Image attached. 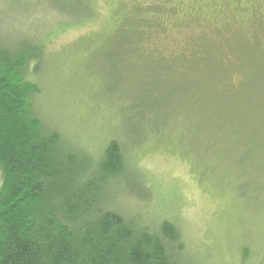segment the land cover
<instances>
[{
    "label": "rangeland",
    "instance_id": "1",
    "mask_svg": "<svg viewBox=\"0 0 264 264\" xmlns=\"http://www.w3.org/2000/svg\"><path fill=\"white\" fill-rule=\"evenodd\" d=\"M89 1L80 20L0 0L2 29L45 45L40 118L93 159L122 144L108 208L172 221L196 264H264V0ZM208 93L237 115L210 121Z\"/></svg>",
    "mask_w": 264,
    "mask_h": 264
},
{
    "label": "trees",
    "instance_id": "2",
    "mask_svg": "<svg viewBox=\"0 0 264 264\" xmlns=\"http://www.w3.org/2000/svg\"><path fill=\"white\" fill-rule=\"evenodd\" d=\"M33 1L3 3L33 8ZM50 4L80 20L94 14L89 0ZM10 33L0 25V264H196L172 221L151 228L106 206L117 180L130 171L122 144L109 140L93 159L46 124L35 110L40 89L31 78L45 64V45ZM116 54L118 48L108 51L110 62ZM214 98L206 95V115L221 126L237 112Z\"/></svg>",
    "mask_w": 264,
    "mask_h": 264
},
{
    "label": "flooded vegetation",
    "instance_id": "3",
    "mask_svg": "<svg viewBox=\"0 0 264 264\" xmlns=\"http://www.w3.org/2000/svg\"><path fill=\"white\" fill-rule=\"evenodd\" d=\"M192 14H195V13H193V12H191ZM196 15H198V14H196Z\"/></svg>",
    "mask_w": 264,
    "mask_h": 264
}]
</instances>
